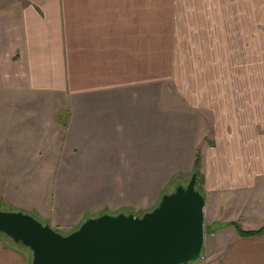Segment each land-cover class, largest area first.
I'll return each instance as SVG.
<instances>
[{
	"label": "crops",
	"instance_id": "crops-1",
	"mask_svg": "<svg viewBox=\"0 0 264 264\" xmlns=\"http://www.w3.org/2000/svg\"><path fill=\"white\" fill-rule=\"evenodd\" d=\"M12 4L16 12L6 33L11 47L19 58H29L34 88L35 59H44L52 75L47 87L66 95L54 100L63 106L57 112L64 129L93 138L84 144L91 145L85 151L93 154L94 168H115L105 155L119 153L115 138L129 137L135 128L156 143L166 137L165 89L171 84L180 96L169 105L179 108V116L187 112L189 130L201 139L197 187L205 199V240L202 257L190 264H264V232L242 237L233 225L247 232L264 228V0ZM0 105L8 107L0 112L7 123L1 121L0 154L8 155L7 164L0 157V195H17V174L28 171L24 180L31 181L30 154L37 146L30 140L35 132L20 131V117H35L37 101L0 99ZM169 121L176 137L180 120ZM6 128L11 131L4 136ZM11 145L18 152L9 151ZM4 168L9 177H3ZM29 258L0 237V264H31Z\"/></svg>",
	"mask_w": 264,
	"mask_h": 264
},
{
	"label": "rangeland",
	"instance_id": "rangeland-1",
	"mask_svg": "<svg viewBox=\"0 0 264 264\" xmlns=\"http://www.w3.org/2000/svg\"><path fill=\"white\" fill-rule=\"evenodd\" d=\"M14 12L12 0H0V99H36V116H27L25 119H21V116L19 123L22 133H36L30 140L35 141L37 146L35 154H30L31 181L25 182V172L28 171L20 170L17 174L20 179L17 195L15 192L3 191L0 195L1 211L28 214L42 224L50 225L59 234L68 235L79 228L83 217L87 215L95 217L125 213L141 216L155 208L161 197L172 193L176 186H185L195 172L198 185L201 181L198 155L201 139L193 136L198 133L197 130H189L187 112H181L179 116L175 112L179 108L169 105L180 96L171 84L166 85L165 89L166 137L156 143V139L141 137L139 129L135 128L130 132L131 136L115 138L114 143L117 144L113 148L119 153L105 155L115 160V168H94L93 154L85 151L91 145L84 144L92 143L93 138H77L75 135L78 136L79 131H75L76 128L64 129L60 112H57L63 106L56 105L54 100L66 95L59 89L47 87L52 75L45 72L44 59H35L38 64L35 69L36 87L30 85L29 58H19L11 47L10 38L6 36ZM3 108L8 107L0 105V112ZM180 109L183 110L182 105ZM171 118L180 120L177 123L181 129L175 131L176 137L171 135ZM1 121L0 116V126ZM2 123L7 124L4 121ZM177 123H174L176 128ZM9 131L11 129H4V136ZM18 148L11 145L9 151L18 152ZM2 156L7 164L8 155L1 153ZM12 156L17 159L20 153H12ZM193 160L194 168L190 169ZM1 173L4 178L9 177L10 169L4 168ZM0 237L29 253V261L32 260L29 249L15 244L2 233Z\"/></svg>",
	"mask_w": 264,
	"mask_h": 264
},
{
	"label": "water",
	"instance_id": "water-1",
	"mask_svg": "<svg viewBox=\"0 0 264 264\" xmlns=\"http://www.w3.org/2000/svg\"><path fill=\"white\" fill-rule=\"evenodd\" d=\"M197 174L152 211L103 214L61 235L22 212L0 210V233L31 252V264H190L203 253L204 196Z\"/></svg>",
	"mask_w": 264,
	"mask_h": 264
},
{
	"label": "trees",
	"instance_id": "trees-1",
	"mask_svg": "<svg viewBox=\"0 0 264 264\" xmlns=\"http://www.w3.org/2000/svg\"><path fill=\"white\" fill-rule=\"evenodd\" d=\"M197 163H198V162H197ZM195 173H197V172H195ZM233 225L235 226V228H236L238 234H239L240 236H242V237H250V236L258 235V234L264 232V228H262V229H260V230H258V231H248V232H247V231H243L238 225H236V224H234V223H233Z\"/></svg>",
	"mask_w": 264,
	"mask_h": 264
}]
</instances>
